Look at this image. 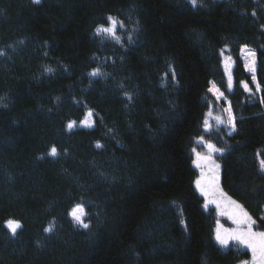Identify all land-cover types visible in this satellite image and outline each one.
<instances>
[{"label":"trees","instance_id":"trees-1","mask_svg":"<svg viewBox=\"0 0 264 264\" xmlns=\"http://www.w3.org/2000/svg\"><path fill=\"white\" fill-rule=\"evenodd\" d=\"M109 16L115 34H96ZM0 53V264L250 257L216 240L194 149L203 137L224 150L220 186L264 231V0H0ZM214 107L236 132L207 121ZM87 110L93 127L68 130ZM77 204L87 228L69 215Z\"/></svg>","mask_w":264,"mask_h":264},{"label":"snow or ice","instance_id":"snow-or-ice-1","mask_svg":"<svg viewBox=\"0 0 264 264\" xmlns=\"http://www.w3.org/2000/svg\"><path fill=\"white\" fill-rule=\"evenodd\" d=\"M34 2L39 3L40 0H34ZM255 15V13H253ZM110 24L111 27H104V26H98L96 29V34H100L101 32L104 33H114L116 21L112 17L106 18ZM122 27V25H121ZM0 55H3V53H0ZM248 55L255 57L254 52L248 53ZM227 67V65H225ZM47 71H51V69H48ZM254 69L252 70L253 75L252 79L253 81L256 80V76L254 74ZM173 81L175 82V72L172 73ZM92 76H98L100 73L98 71H94ZM241 84L245 90L251 91L249 88V84L247 82L241 81ZM228 88H232V77L229 76L228 78ZM257 90H259V85L257 84ZM208 91L215 95L217 100H220L223 97V92L219 91L215 86L209 87ZM125 97L129 100H131V96L125 92ZM261 103H264V100H261ZM229 113L227 121H223L220 119V117H217L218 123L227 124L230 126V133H234L237 131L236 124H235V118L231 113V109H225ZM91 115V113H89ZM82 126L85 127H93V125L87 124L86 122H81ZM76 126L75 122H69L67 125L68 130L73 129ZM205 128H208L207 121H205ZM203 140V137L200 138ZM96 147H102L101 144L97 143ZM208 148L211 150L206 157H202L200 153H196L197 160L194 161V163L197 164V167H203V165L200 163L201 160L211 163L212 164V176L211 179L208 181V183L202 184L200 179H197L196 185L200 188L202 194L209 198L207 202L205 203L204 207L207 208L208 204H215L217 210L219 211L220 216H225L229 220L232 221V223L235 225L233 228H226L224 229V234H221L220 229L223 227L220 224V221L217 220V232H216V240L224 246L228 245L229 240L235 241L239 243L240 245L246 246L247 248L251 249L253 258L255 259L257 257V254H259L260 262L261 264H264V232H256L253 230V226L256 224V220L252 218V216L239 204H237L235 201L231 200L230 198H227L225 201V194L220 189L219 184L217 183L218 177L215 174V169L219 168V165L215 164L214 161H212V151L216 152H223V149H216L214 145L211 143L208 144ZM57 154V148L53 146L49 152L50 156H55ZM43 157H41L42 159ZM261 164V171L264 172V159L260 161ZM203 174V173H202ZM71 219L78 225L83 228H87L88 224L83 222V217L85 215V211L83 208V204H77L75 205L72 210L69 213ZM264 218V217H262ZM6 225L9 228V230L15 234L17 229L21 227V224L19 221H15L12 219H9L6 221ZM52 228H46L45 232H51ZM241 264H247V261L241 262Z\"/></svg>","mask_w":264,"mask_h":264},{"label":"rangeland","instance_id":"rangeland-1","mask_svg":"<svg viewBox=\"0 0 264 264\" xmlns=\"http://www.w3.org/2000/svg\"><path fill=\"white\" fill-rule=\"evenodd\" d=\"M114 19V18H113ZM115 21H116V26H115V30H114V33H108V34H112V35H114L115 34V31H116V28L118 27V25H119V22L116 20V19H114ZM112 25L110 24V22L108 23V25L107 26H104V27H111ZM250 52H253L252 50H250L249 48H246V47H243L242 48V51H241V53H242V56H243V58L245 59V61H246V69H247V71L248 72H251V73H253L252 72V70H253V67H252V62H253V57L252 56H250V55H248V53H250ZM224 64L225 65H227V67H226V69H227V72L230 70V67H231V60H230V58L228 57V56H224ZM212 86H214V85H210V87H212ZM214 95V94H213ZM215 96V95H214ZM216 98V97H215ZM222 99V98H221ZM217 100V99H216ZM218 101V100H217ZM221 109H224V113H225V116H226V118H225V121H227V119H228V112L226 113V111H225V109H227L226 107H224V108H222V107H220V108H212L209 112H208V114H207V121L210 123V122H212V123H217L218 124V122H217V117H220V119L222 120L223 119V115H222V111H221ZM89 113H91V115H89ZM70 122H75V124H76V126H82L81 125V122H86L87 124H90V125H92L93 124V114H92V112L90 111V110H87L86 112H85V114H84V116L80 119V120H77V121H75V120H72V121H70ZM68 125V124H67ZM75 126V127H76ZM85 127V126H84ZM227 129H228V131H230V126L229 125H227ZM197 145L195 146V149H194V161H196L197 160V155H196V153H200V155L202 156V157H206V156H208V154H209V152L211 151L209 148H208V144L209 143H211L212 145H214L212 142H210V141H207V139L206 138H203V140H201V139H199V140H197ZM215 146V145H214ZM215 148L216 149H219V148H217L216 146H215ZM218 153H220V152H216V151H212L211 152V155H212V161H214V163L215 164H217V165H219V162H218ZM200 163L203 165V167H197V164L196 163H194V165L196 166V168H197V170H198V176H197V178H196V180H195V186H196V188H197V190H198V192H199V194L202 196V198H203V200H204V202L206 203L207 202V200L209 199V198H207V197H205L203 194H202V192H201V190H200V188L199 187H197V185H196V181H197V179H200L201 180V182H202V184H207L208 183V181L211 179V176H212V171H211V169H212V164L211 163H207V162H205V161H203V160H201L200 161ZM203 173V174H202ZM215 174L217 175V177H218V180H217V183L219 184V187H220V189L222 190V188H221V186H220V165H219V168L218 169H215ZM223 191V190H222ZM223 193L225 194V201L227 200V198H230L224 191H223ZM231 200H233L232 198H230ZM233 201H235V200H233ZM236 202V201H235ZM237 204H239L238 202H236ZM240 205V204H239ZM208 206H212V207H214L215 209H216V211H217V215H218V220L220 221V224L223 226L221 229H220V231H221V234L223 235L224 234V229H226V228H233V227H235V225L232 223V221L231 220H229L227 217H225V216H220L219 215V211L217 210V208H216V205L215 204H208ZM84 222V221H83ZM7 226V225H6ZM217 227H218V225L216 224V228H215V238H216V232H217ZM253 230L254 231H256V232H264V231H262V230H260V229H258V228H256V226L254 225L253 226ZM231 242H235V241H232V240H229V242H228V244L229 243H231ZM242 247H244V248H247L246 246H243V245H241ZM248 250H249V252H250V257L247 259V260H243V261H247V264H261V262H260V257H259V254H257V257L254 259L253 258V255H252V252H251V249H249V248H247ZM243 261H241V262H243ZM241 262L239 263V264H241Z\"/></svg>","mask_w":264,"mask_h":264}]
</instances>
